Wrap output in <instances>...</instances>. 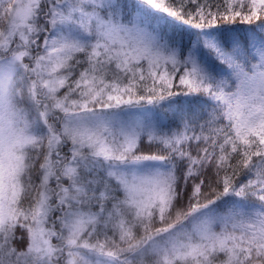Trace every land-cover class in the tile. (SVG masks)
Masks as SVG:
<instances>
[{
  "label": "snow or ice",
  "instance_id": "1",
  "mask_svg": "<svg viewBox=\"0 0 264 264\" xmlns=\"http://www.w3.org/2000/svg\"><path fill=\"white\" fill-rule=\"evenodd\" d=\"M262 19L0 0V264H264Z\"/></svg>",
  "mask_w": 264,
  "mask_h": 264
},
{
  "label": "trees",
  "instance_id": "2",
  "mask_svg": "<svg viewBox=\"0 0 264 264\" xmlns=\"http://www.w3.org/2000/svg\"><path fill=\"white\" fill-rule=\"evenodd\" d=\"M212 3H215L216 0H211ZM264 23V19L260 20V21H253L251 24H246V23H241L239 20L236 21L235 24H228V25H224L221 22V26L222 27H229V28H234L236 31H238L242 36L247 35L249 32L255 31V32H259V28L258 25ZM184 98L180 97L178 98V100L182 101ZM143 151L147 152L149 151V148L147 146V144L145 143L143 145ZM195 151V150H194ZM19 235V233H18Z\"/></svg>",
  "mask_w": 264,
  "mask_h": 264
}]
</instances>
